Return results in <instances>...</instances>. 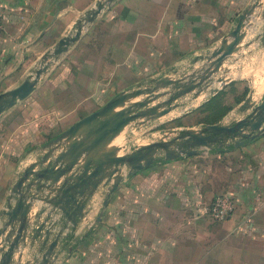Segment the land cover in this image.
<instances>
[{
    "label": "crops",
    "instance_id": "1",
    "mask_svg": "<svg viewBox=\"0 0 264 264\" xmlns=\"http://www.w3.org/2000/svg\"><path fill=\"white\" fill-rule=\"evenodd\" d=\"M97 1L0 0V94L28 79ZM252 1L115 0L106 7L33 93L0 117V227L15 183L47 143L123 91L200 67ZM263 29L262 19L250 20L241 50L224 64L226 83H213L210 89L218 91L204 93L205 101L180 100L165 120L180 119L176 129H200L208 103L217 98L234 106L218 124H231L244 117L250 93L256 102L264 99ZM230 144L224 151L158 160L125 176L100 223L101 189L76 227L58 214L64 232L56 264H264V135L239 149ZM205 157L217 171L213 177L200 175ZM223 193L233 195L236 209L217 220L209 207ZM39 247L27 245L21 264L33 263Z\"/></svg>",
    "mask_w": 264,
    "mask_h": 264
},
{
    "label": "water",
    "instance_id": "2",
    "mask_svg": "<svg viewBox=\"0 0 264 264\" xmlns=\"http://www.w3.org/2000/svg\"><path fill=\"white\" fill-rule=\"evenodd\" d=\"M114 2L97 1L78 21L74 33L62 38L42 57L38 69L28 79L19 87L0 94V117L33 93L56 59L65 54L80 39L85 28ZM255 16L264 21V0L252 1L238 17L235 28L218 47L203 57L204 63L200 67L180 78L165 76L149 80L131 91H123L47 143L41 154L26 166L7 200V211L2 215L0 227V264H21L23 249L27 245L33 247L37 242H40L39 257L26 264H56V251L64 227L62 219L55 217L62 214L76 227L86 215V206L101 189L106 195L95 221V224L100 223L111 196L125 176L152 167L161 153L164 161H173L198 155L202 150L213 151L217 143L220 149L224 145L230 146L231 142L238 147L262 136L264 99L256 102L250 93L241 109L244 117L234 123L184 131L171 129L166 131L168 140L163 138L138 145L126 153V133H136L150 123L160 121L179 108V101L186 97L205 101L204 93L218 91L210 89L213 83L220 86L226 83L222 76L230 69L224 64L241 50L249 21ZM262 41L264 43V29ZM141 96L143 99L136 101ZM38 204L42 207L35 210ZM44 214L46 217L41 222ZM53 234L55 237L51 240Z\"/></svg>",
    "mask_w": 264,
    "mask_h": 264
},
{
    "label": "rangeland",
    "instance_id": "3",
    "mask_svg": "<svg viewBox=\"0 0 264 264\" xmlns=\"http://www.w3.org/2000/svg\"><path fill=\"white\" fill-rule=\"evenodd\" d=\"M157 122H160V124L156 127L150 128L151 126L150 127L148 126L147 128L139 130L136 133L128 132V134L126 135V153L133 151L134 148H136L138 145L154 143V142L162 140L163 138L168 140L169 137H168V135H166V131H168V130H171V129H174L177 131L182 130V129H176L175 128L181 124L180 119H175L173 121H167V120H165V118H162L160 121H157ZM232 123H234V121H232ZM241 147L242 146L239 145L236 148L239 149ZM217 150L218 149H215V151H217ZM215 151L209 152L207 150H202L201 152H206V153H212L213 152V153H215ZM191 157H193V156H191ZM191 157H186V158H191ZM202 159H204L205 160L204 163H207V164H204V166H205L204 171H203V173L201 172L200 175H203L202 178H207L209 176L213 177L217 173V171L215 169H213V166H212L213 162L206 157L202 158ZM158 160H163V153H161L159 155ZM233 161L235 162L236 160H233Z\"/></svg>",
    "mask_w": 264,
    "mask_h": 264
},
{
    "label": "built area",
    "instance_id": "4",
    "mask_svg": "<svg viewBox=\"0 0 264 264\" xmlns=\"http://www.w3.org/2000/svg\"><path fill=\"white\" fill-rule=\"evenodd\" d=\"M3 15L0 11V29L2 27ZM236 205L232 194L223 193L215 196L210 207V215L217 220H226L231 218L235 213Z\"/></svg>",
    "mask_w": 264,
    "mask_h": 264
},
{
    "label": "trees",
    "instance_id": "5",
    "mask_svg": "<svg viewBox=\"0 0 264 264\" xmlns=\"http://www.w3.org/2000/svg\"><path fill=\"white\" fill-rule=\"evenodd\" d=\"M247 94L248 91L246 90L241 96V98L236 99V103L237 104L241 103L246 98ZM213 100L208 103V107H207L208 113L203 119L206 125L218 124L234 107L230 103L226 104L224 101L218 102L217 98L214 101ZM221 151H223V149Z\"/></svg>",
    "mask_w": 264,
    "mask_h": 264
},
{
    "label": "flooded vegetation",
    "instance_id": "6",
    "mask_svg": "<svg viewBox=\"0 0 264 264\" xmlns=\"http://www.w3.org/2000/svg\"><path fill=\"white\" fill-rule=\"evenodd\" d=\"M214 147H217V148H219L220 149V144L219 143H217V144H214ZM224 148L226 147L225 145L223 146Z\"/></svg>",
    "mask_w": 264,
    "mask_h": 264
}]
</instances>
